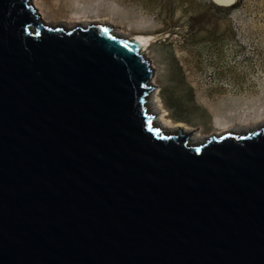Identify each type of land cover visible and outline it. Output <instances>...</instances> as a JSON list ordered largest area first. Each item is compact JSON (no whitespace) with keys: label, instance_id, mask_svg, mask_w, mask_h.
<instances>
[{"label":"water","instance_id":"95a60500","mask_svg":"<svg viewBox=\"0 0 264 264\" xmlns=\"http://www.w3.org/2000/svg\"><path fill=\"white\" fill-rule=\"evenodd\" d=\"M154 74L109 25L0 0V264H264V128L191 145Z\"/></svg>","mask_w":264,"mask_h":264},{"label":"rangeland","instance_id":"374dc122","mask_svg":"<svg viewBox=\"0 0 264 264\" xmlns=\"http://www.w3.org/2000/svg\"><path fill=\"white\" fill-rule=\"evenodd\" d=\"M33 2L55 27L101 23L151 37V98L166 130L211 137L264 124V0H237L234 9L214 0Z\"/></svg>","mask_w":264,"mask_h":264},{"label":"bare ground","instance_id":"6f19581e","mask_svg":"<svg viewBox=\"0 0 264 264\" xmlns=\"http://www.w3.org/2000/svg\"><path fill=\"white\" fill-rule=\"evenodd\" d=\"M219 4H222L225 2V0H216ZM82 24V26L84 27H87L88 25H92L93 23H89V22H83V23H74L72 25L69 26V28L71 27H76L77 25H80ZM84 24V25H83ZM96 25L98 24H101V23H95ZM55 27V26H54ZM112 33L116 36H119V37H124V38H132L130 36H126L124 35L123 33H121L120 31L118 30H112ZM136 39H138L141 43H142V46H143V49H144V52L147 51V49L149 48L150 46V43L152 41V38L151 37H148V36H137V37H134ZM146 54V53H145ZM154 79V78H153ZM154 84V83H153ZM153 95V93L151 94L150 98H149V102H148V106H149V110H150V113L153 114V115H157L159 113V111L157 110V108H155L153 106V98H151ZM155 123L157 126H159V124L157 123V119L155 120ZM260 128H264V124L262 125H259L257 127H254V128H248V129H244V130H233V131H228V132H224L222 133L221 135H224V134H232V135H239V136H242V135H245V134H248V133H251V132H255L257 131L258 129ZM179 130H181V127L178 125L177 127L175 126V128H170L169 130H167V132L171 133V134H174V133H177ZM183 133L185 134H189V138H190V144L191 145H194V146H199L201 145L202 143H204L209 136L207 137H202L200 136L199 134H195L194 132H191V131H183ZM220 135V136H221Z\"/></svg>","mask_w":264,"mask_h":264},{"label":"trees","instance_id":"16d2710c","mask_svg":"<svg viewBox=\"0 0 264 264\" xmlns=\"http://www.w3.org/2000/svg\"><path fill=\"white\" fill-rule=\"evenodd\" d=\"M235 7H237V5L235 4V5H233L232 7H229V9H234ZM226 9H228V8H226Z\"/></svg>","mask_w":264,"mask_h":264}]
</instances>
